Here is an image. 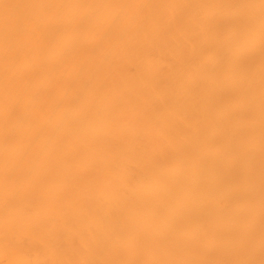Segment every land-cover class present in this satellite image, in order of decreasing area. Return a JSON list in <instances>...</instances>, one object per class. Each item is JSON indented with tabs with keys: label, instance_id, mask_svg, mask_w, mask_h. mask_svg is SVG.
<instances>
[{
	"label": "bare ground",
	"instance_id": "obj_1",
	"mask_svg": "<svg viewBox=\"0 0 264 264\" xmlns=\"http://www.w3.org/2000/svg\"><path fill=\"white\" fill-rule=\"evenodd\" d=\"M0 181V264H264V0H0Z\"/></svg>",
	"mask_w": 264,
	"mask_h": 264
},
{
	"label": "rangeland",
	"instance_id": "obj_2",
	"mask_svg": "<svg viewBox=\"0 0 264 264\" xmlns=\"http://www.w3.org/2000/svg\"><path fill=\"white\" fill-rule=\"evenodd\" d=\"M56 185H59V183L49 181H0V208L4 210L17 208L15 211L23 210L28 219L31 217V211L36 210L38 213L36 219L42 221L46 211L50 212L56 208L53 203L56 193L42 190L39 187ZM8 213H0V221L3 224H10V219H18L17 214H11L10 217ZM7 219H9L8 222H3Z\"/></svg>",
	"mask_w": 264,
	"mask_h": 264
}]
</instances>
